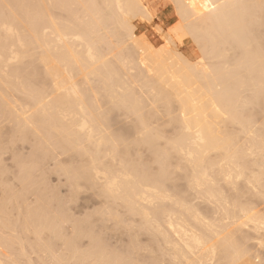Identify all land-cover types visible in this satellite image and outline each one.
Here are the masks:
<instances>
[{"label": "bare ground", "instance_id": "6f19581e", "mask_svg": "<svg viewBox=\"0 0 264 264\" xmlns=\"http://www.w3.org/2000/svg\"><path fill=\"white\" fill-rule=\"evenodd\" d=\"M171 1L178 16V22L176 24L174 23L175 25L173 24L171 28L169 27L170 29L167 32H163L161 27H158V33L159 35H161L162 41L164 43H162L163 45L159 47H155L150 42L145 32L137 31V26L139 24H145L146 22L148 23L154 21L152 20L154 18V9L153 6L148 4L147 0H0V115H3V119L0 118V120L2 119L6 123L7 121L8 123H13L12 127L14 130L12 129V127L10 129L15 131L14 133H17L19 135L14 134L10 129L9 130L11 132H9L8 134L10 136H12L13 134L14 138H11V140L13 139L14 144L18 143V141H20L23 136L27 137L28 135H31L29 139L24 137V141L29 142L31 139L29 144L30 148H32L31 151H34L36 149L33 148L31 144L34 146V140L38 141V136L40 137V135H42L43 133V139L40 138L42 142L49 145L53 144L54 146H60L62 152L66 154L65 157L70 153V155H68L67 157L69 158V156H71L69 160L73 159L72 154H75L76 159H82L84 163L81 162L79 164L78 162L82 160H77L75 162L77 164L75 165L74 163L75 166L72 164L73 167L67 166L65 164L66 167L62 168L60 167L61 162H58L56 164L57 166L54 167V170H56L57 167L58 170H66L63 172L65 173L64 183L66 184V187L68 186L69 190H71L70 187H72V190H75H71L72 194L68 190V195H71V197H76L77 194L81 193L80 191L84 192V189L85 191L86 189H88L90 192L89 188H91V190L94 188V191L92 190V193L98 191L100 196H103L101 198H104V200L107 199V201L110 202L111 205H108V202L106 200V202H103V199L100 200L101 203L103 202L102 205H105L106 203V210H108L110 207V214L112 215L114 213L115 215H118L119 218L124 222H121L118 216L117 221L115 215L111 216L109 214L111 216L109 217V215H107L105 211H101V213L103 212V215L104 213L106 214L104 215L105 219H107L108 217L109 220L107 219V221H116L115 223L118 224L119 222H121L120 224L123 229H126L128 225V222L125 221L127 217L129 221L134 220L135 218H139L138 222H142L138 224L139 228L143 224L148 225L146 228V231H149L148 235L151 234L150 237L153 236L152 238L154 240H157L155 242L162 240L160 242H162V244L164 245L166 244L165 247L161 246V243H158L160 244V247H156L157 243L154 246V244H152L153 240H151V244L156 247L157 250H159V252L156 251V254L158 255H156L155 253L154 254L157 257L160 256L159 254L163 255L160 256L162 258H159L163 260V263H166L168 261L167 264H256V261L254 262L252 260V254L250 253H257L258 250L260 253L262 250L264 251V227H262V225H264V206L263 208H259V210L257 209V205L260 206L261 202L258 201V203L260 204L256 203V206L255 203L252 206L248 204H253V201L259 199L257 198L258 196L262 201H264V198H262L261 196V193H264V183H262V181H264V0ZM205 5L207 6V9H205ZM55 9L57 10V12L55 11ZM58 11L61 12V14L63 15L62 17H59L61 16V14H59ZM54 12L58 13V16H56ZM187 38H190L191 42L193 41L195 46L197 47L198 52L194 59L186 57L179 50L174 51L170 49L172 47H175L170 43H173L175 41L181 43ZM169 44L171 45L170 47L168 46ZM232 52L233 57L231 56V54H229ZM228 54L232 57L231 59L233 60V62L231 64L227 62V64H229L226 67H229V65L231 67L226 68L224 67L223 63L226 62L225 58L229 56ZM216 61L220 62L223 66L220 68L221 64H217ZM31 77L32 79H34L35 77L36 80L39 78H43L42 80L45 81V84L42 81V85L44 86L40 87L42 86L40 79L38 87H36L37 83L35 82H38L39 80L34 82V79L33 82L35 84L33 85V82L29 80ZM29 81L31 83H29ZM96 81L99 82L98 84H100V87L97 83H95ZM29 84L31 85L29 86ZM96 84L99 89L97 86H95ZM218 85L220 87L219 89H217ZM94 86L97 88H95ZM140 91H142V95H144L145 93L149 97L148 98L146 96L147 102L152 98V101L149 102H151L152 105L154 103L156 108L157 106H161L160 108L163 109L162 106L164 105L165 107V105L169 104L171 98L173 99V102L175 101L178 103H176L180 108L178 109V112L180 110L178 115L174 117L172 116L171 112H174L172 111L173 109L171 110V112L170 110L165 111L166 113H168V111L169 113H171L169 115L172 116V122H174H168V124H166L172 127H175L178 124L174 129L171 127V131L175 130V133L173 132L174 136L171 135L172 137H169L170 139L163 138L164 135L161 136V134L164 133V131L162 133V128L166 127L167 125L162 123V125L165 126L163 127L161 125L160 127L158 125V121V124H154L159 126L158 129H161V133L157 129L158 126L154 127L153 125L152 127L151 125L153 124L151 123L153 122L152 117L154 119L156 117H166L165 112H163L162 116L156 115L158 112L160 114V112L164 110H155L154 105L152 106L147 102H145L144 105L143 102L145 101V99L143 98H145V96H143L141 99V95L139 96ZM10 96H12V98L14 96L17 98H15V100H12V102L10 101ZM102 97H105V99H103L104 106ZM204 97L207 100H205L203 103L202 99L204 100ZM98 98H101L102 105L101 101ZM16 99L20 102H16ZM159 101H163V105L162 103L161 105H158L156 103ZM201 103L203 104L201 105ZM171 105L169 104L170 107ZM145 106L146 108L148 106L151 109H145ZM167 108L170 109L169 107H166L165 109ZM112 109L114 111L115 109L119 110L120 112L115 111V113L114 111H112ZM144 110H147V113H143ZM121 111L123 114L125 113L127 117H133V120L128 119L132 121L133 129L135 132L134 134L138 136L137 137L134 135V138L137 139H134L133 141L128 140L130 141L128 142L127 139L125 140V138L123 137L124 135L120 137L121 139L118 136H116V139H113L115 137L112 136L113 134L115 136L116 132L110 134L111 130L108 127L107 131L106 126L104 125V121H109L111 119V116H114V118L118 119V116L120 117L122 115ZM156 111L158 112L156 113ZM112 112L114 114H111L109 116V114ZM117 114L119 115L115 117V115ZM144 114H146V116ZM124 116L125 115H123L120 119H122ZM170 116L167 117V119H169L168 121L171 120ZM256 116H258L260 120L257 119ZM106 117H108L109 119H107ZM150 118L151 124H149L148 122ZM208 119L211 120L208 121ZM123 120L127 121L125 123L129 125L130 121L128 122L126 118L122 119V121ZM218 120L220 121V123ZM118 122H120V120ZM255 122H260V125L257 123V126H254L256 124ZM8 123L6 124V126L11 125ZM108 123L109 122H106L107 126H109ZM218 123L220 125L221 123H224V125L218 126ZM229 124L233 125L232 127H236V129L233 128L234 130L232 131L231 129H228L227 126L229 127ZM1 127L2 126H0V128ZM7 127L5 129H7ZM226 128L229 131H227ZM131 129L128 128V130ZM0 130H3V128H1ZM4 131L5 130L1 132V136H3ZM6 132L7 131H5V133ZM9 135L7 136V138H4L9 139ZM15 135L17 136L16 143ZM34 135L35 137H37L36 139H33L35 138ZM1 136L0 140H3V142L5 141L4 143L2 141L0 142L1 149L6 150L4 149L6 145H8V147H11L12 149V147L14 146L13 142L10 140H5ZM130 136H133V133L130 134ZM17 138H20V140H18ZM32 141L33 143H31ZM38 143L40 142L38 141ZM9 144H11V146ZM2 145H4V148H2ZM40 145H38L39 151H41L40 148H42L43 146L41 145L40 147ZM131 145H142L141 149H143L144 147L145 149H147L146 151H148V153L145 152V150L143 151L147 153L148 156L150 155L149 159L151 160L152 165L153 163L155 164V167L153 168L157 169L155 170L157 171L156 174L158 173L157 177L156 174L153 176V178L149 176L152 170L148 171V169L143 170V167L141 168L142 162L144 164V168L145 166L147 167V162L145 161L148 158H146V154H143L145 157L142 158L144 160L146 158V160L142 161V159H139V156L143 151L139 149L140 151L138 150V152H140V154L138 156V152L135 154ZM1 149L0 152L3 151ZM45 149L47 148L44 147L43 150ZM129 150H132L134 152V155H130V153L133 152L129 153ZM57 151H55L54 153L57 154ZM49 153L50 152L48 150L47 154ZM53 154L51 156L54 157ZM129 155L132 157H129ZM43 156L45 158L46 155L43 154L42 158ZM51 156L47 157V159ZM134 156L135 159H133ZM125 157L129 159L131 158L132 160L130 161L134 162H136V157L137 159H139V161L141 160L142 162L137 161L134 165H136L138 169L141 168L140 171H143L141 173H145V171H148L149 174L146 172L148 176L141 174L136 169V167L129 164L128 160H125ZM172 157L175 158V160L172 159ZM210 157H212L213 160H210ZM32 158L33 155H31L25 161L29 162V160H32ZM170 158L176 163L175 166L174 164H170L172 162L169 163ZM116 159H120L117 160V164L115 161ZM37 160H39V158ZM25 161H21L22 165L26 164ZM123 161L125 162V164H123ZM21 163L20 161L18 163L19 167H17L19 169ZM33 163L34 161L32 162V165L34 166L35 163ZM82 163L84 165H82ZM138 163L141 165H139ZM151 163L148 162L149 169H152V167H150ZM78 164L81 166V168L79 169L82 173L77 169L79 166L76 167ZM38 165L36 164V166ZM170 165L174 167L172 168V166ZM33 166H30V168ZM38 167H40V165ZM27 168L28 167H26L25 171L27 170ZM73 168L74 173L72 172ZM31 169L29 170L30 172L32 171ZM173 169L175 171L177 170L178 172L180 171L183 174V180H181L182 182L177 180L178 178H181V173H178V176L180 177L177 176L175 178L177 171L174 173ZM58 170H56V172ZM20 171L21 170H19L18 173H20ZM169 171H171L172 173L171 175L173 177V180H177V182L180 184L185 181L184 186V183L182 185H175V187H177L175 189H177L180 194L179 195L178 192H176L179 195L178 197H180L182 195V192L184 191L187 192H185V194L183 193V198L185 197V195H187V193L189 195V192L193 191L197 196L195 198L196 201L198 199L200 204H206V207L207 209L209 208V210L204 208L205 206L203 207L202 205L200 206V204H196L198 201L194 204V202H192L194 198L190 201L193 203V205H191L190 202L185 201L189 200L188 198L184 200L182 196L180 198L168 197V195L171 194L169 193V191L171 190L170 187L174 188L172 185L178 184L170 179L171 175H169ZM23 172L22 175H19L20 177L22 176V178L24 177ZM77 173H81V176L79 175L78 177ZM69 174H73L74 176H70ZM67 175L69 177L68 180ZM0 176L2 177L1 172ZM31 176L33 178L34 175L31 174L30 177L27 176V178L29 177L28 179H32ZM168 176L169 178L167 179ZM237 177H243V179L238 180ZM82 178L84 179L83 181L88 184L83 183V181H81ZM163 178L174 183L168 184V181L166 185L167 187L162 186L161 188V185L163 184L162 182L165 183ZM76 179L78 180L76 181ZM160 179H162L163 181L159 182ZM21 180L19 178V181H17L20 182ZM30 181H28L26 185L27 187L32 188L34 184V188H32V190L28 188L29 192L32 191V194H34L37 190H39L38 185L42 184V182H34L31 185ZM79 182L80 185L77 184ZM81 183L85 185L81 186ZM157 183L160 184V187L158 188L156 187ZM26 185H21V187H24ZM87 185L88 188H85V186ZM238 185H240V187ZM241 185L245 193L249 192V194H245L243 190V194L242 192L240 194L239 189L241 188ZM81 187L82 190L79 191V188L81 189ZM184 187H186V190ZM178 188L183 189L181 190L182 192L179 191L180 189L178 190ZM22 189L23 192L24 190L28 192L26 190V187L25 189ZM96 189L97 191H95ZM162 190L165 193L168 190V195H165ZM172 190V192L175 193L176 190ZM77 191L80 193H76ZM227 191L233 193V195L229 196V194L226 193ZM9 192H11V190ZM74 192L76 195L73 194ZM98 192L96 193L97 195H99ZM162 192L164 194H162ZM12 193L13 192H11V194ZM38 193H40V196L36 195V197H38L37 199L35 198L36 202L38 201L39 197L40 200L43 198L44 200L47 199L46 194H44V197L41 196V192ZM7 194H5V196L3 197L5 201L8 200L7 198H10V201L8 200L9 202L4 201L6 205H11L12 203L10 202H12L13 199H16L14 201H18V203L21 202L20 200H22V202H24L23 200H25V196H21L23 193H19L17 195L15 193L18 198L15 197L14 193L12 194L13 196L11 194L7 196ZM96 194L94 193L93 196H97ZM177 194L175 195L177 196ZM224 194H227V196H225ZM247 195H249V198L253 196V198H251V202L248 201L250 199L247 198ZM189 196L188 197L191 198V193ZM228 196L231 197V199H233L232 196L236 197L235 199L240 196V198L247 204L243 203L240 198L238 200H241V202H239L238 200L233 201L229 198H226ZM254 198L255 200H253ZM179 199H182L185 205H183L182 200L180 203ZM40 200L38 202H42V204H44V200H42L41 202ZM49 200L48 202L50 203ZM67 200L68 199H66V201ZM175 201L179 202L177 203ZM161 202H165V204L166 202H168L169 209L162 212L165 205L164 203H162L164 206L161 205ZM4 203H2V205ZM39 203H37V205ZM189 203L191 206L199 205L201 207V211H199L196 206L193 208L188 205L190 206L188 207L187 204ZM113 204H118V206L121 205V210L123 209L122 211L125 210L124 212L127 211V215L131 214L130 216H132L133 214V217L134 215L135 217L133 218L130 216H126V213L122 214L123 212L121 211L120 213L122 215L119 212V214H116L115 212L120 210V207L116 208L118 207L117 205L113 206V209L116 208L117 210L115 209L116 211L114 212L113 210L112 212L111 206ZM158 204L162 207L157 208ZM4 205L0 207V211L1 209L4 210H2L3 214L8 211V208H4L9 206L7 205L4 207ZM39 205L38 207H40V209L37 207L38 210H36V207L31 208L33 210H29L30 207H27V210H29L30 212L32 211V214L30 212H28L29 214L27 213L28 215H30L29 217H34L35 215L40 216L38 214V211L42 210V205ZM12 206L14 207L15 205ZM44 207H46V204L43 205L42 212L45 214L46 212H44V210L46 211V209ZM104 208L102 207V209ZM202 208L207 211L205 213L207 216L204 214V212H202ZM10 210L11 209H9V211ZM210 210L215 213L214 216L219 215L215 218H213L212 216V219L211 215L213 213L211 212L209 218H211L212 221L209 220V214H207ZM33 211L35 212L33 213ZM36 211L37 214H35ZM197 211L200 213H197ZM260 211L263 213H261ZM61 212H58L60 214L57 213L59 216L55 214L56 216H58L57 219V217L54 215V213L56 212L53 211L52 215H54L57 219V221L55 219V222L54 216L52 217L48 215V213H46L47 215L45 214V216L43 214V216H48L51 220L48 217L47 221L45 220V218L41 217V219L39 217L41 220L44 219L46 223L44 222V220L40 221L37 216L35 217L38 219V221L35 217L33 219L30 218L29 220L31 221L28 220L29 222L26 220L29 224L26 223L24 218L22 220L20 219V222H25L27 227L29 226L28 228L33 227V229L39 222L40 225L41 222H44V224L50 222L48 224L49 226L45 225L44 227L48 226L51 229L49 231V229L46 227L47 230H45L43 226H40L38 224L37 229L39 227H42L44 229V232L42 231V228L40 230H37L36 227L35 230H31L30 228V231L28 228L25 229V223L18 224V227L21 226V231L20 229H17L19 230L18 232L16 231L18 234L15 233L14 237L17 238L18 236L20 238L22 234H28L29 232H26L27 230H29L30 232L34 231V233H32L34 236H32L33 239L38 235L43 236V238L38 237L36 238V240L34 239V241L37 242V244H35L40 247L47 243L46 247L44 246V248H42V251L43 254L46 252L50 253H48L49 255L47 254V256H49V262H51L52 258L50 255H52L54 251L51 253V251L53 250V242L51 240L50 243L49 239H52L53 236V232L51 230L57 229V224L60 225L61 222L58 221H60L61 219L62 221H64L65 213L63 214V216H61ZM106 212L109 213V210ZM3 214H0V217ZM8 215L11 214H9V212L8 214H5V216L8 217V221L6 220L7 218L3 219V217V221H1L0 219V232H2L1 234H4V228H7L6 230L11 232H13L14 230L12 228H15V219L18 216L12 218L14 215ZM158 215L161 216L157 217ZM104 216H102L101 218H103ZM113 216H115L114 220H111L110 218H112ZM122 216H126V218L123 219ZM201 216H205V218H202ZM10 217L14 219L13 221L15 223ZM29 217L26 216L25 218ZM137 219L135 220L137 221ZM157 219L159 220V222L161 221V223H163L161 219L164 220L165 229L162 226L161 227L163 229L160 227V223H156L155 221H153L151 223L153 226L155 223L157 225H160H158L159 227L156 226L157 228L149 230L148 227L150 226L149 228H151V225H149L151 220ZM4 220H6L8 224L9 221H12L14 224L9 228V226L11 225H8L7 223L4 225ZM35 222L38 223L35 225ZM125 222L127 225L122 224ZM33 223L35 226L33 225ZM44 224L42 223V225ZM54 224L57 227L53 228ZM118 224H114L113 228H117ZM123 226L126 227L124 228ZM143 226L145 227V225ZM77 227L78 226H76V228ZM76 228L74 226L73 231H76ZM128 228L126 229V231L129 230L130 232L131 229L133 230V227L131 229ZM59 229L60 231H62L60 226ZM59 229H57L58 232ZM80 229L82 230L81 227ZM140 230L142 231L145 229H143L142 227V229L140 228L139 230H137V232H139ZM39 231H41V233L43 232L42 234H44L45 232L48 233V231L50 232L51 235L48 236L49 238H46L48 240L47 242L44 239L47 234L42 235ZM146 231H144L145 234L143 231V233L139 232V234L141 233L140 235L144 234L148 236ZM19 232L25 233H22L19 236ZM78 232H73L72 234L74 235L72 236L73 238H75V236L77 235L75 239L76 241H78L77 238L82 237L80 233L84 232V234H86L84 230L79 233ZM5 233L8 234V232ZM1 234L0 248H4L5 254H1L2 252L0 251V255L1 257L4 256V261L7 262V250L11 251V247L13 246L11 245V240L8 239V237L10 236L6 234L3 237V235L1 236ZM32 234L29 235L30 238ZM57 234L58 233H56V235ZM79 234L81 237L78 236ZM84 234L82 235L85 236ZM96 234L94 236H96ZM134 234L135 235L133 237L131 235V238L136 239V233ZM88 235L91 236L92 234L88 233ZM90 236H86L90 242L91 240L92 242H95L97 237H99H95L96 239L94 240V236L92 235V239L90 238ZM14 237L12 238V240H14L15 242H20L19 245L17 244L18 242L14 243L15 247L17 249L18 247L22 248L21 241H23V239L15 240ZM59 237L60 235H58V239ZM56 238H54V240ZM63 238L65 240L66 237L64 236ZM37 239H44L46 243L42 242L43 240H41V243L40 240ZM148 239L149 238L147 237V240ZM67 240L68 238H66L65 243H68V246L71 242H76H74L73 239L72 241L70 240L71 242L69 240L68 242ZM250 240L251 242H255V245H257V247H259L260 249L257 248L258 250L254 249L255 252H251L252 250L249 249L248 246L249 243H247ZM130 241L134 242V240L132 239H130ZM130 241L129 243H131ZM39 242L41 243V245H39ZM61 242L62 247L65 250V254H62L63 252H60L58 253V255L62 254L63 256L65 255V257L68 258L65 259L66 261H64V259L62 261L61 259L63 257H61V255H59L58 257L57 253L54 252L53 255L56 254L57 256L55 257V259H52V261L57 260L56 258L59 259L61 257V259L59 260H61L65 264H69L70 261L72 263L73 261H76L72 260L71 258L74 257L75 259V254L77 255V257H80V255H82L81 249H78L79 251H81L79 255V251L77 252V247H75L76 251L74 250V254L73 250L69 251V248L70 250L74 248L73 245L72 248L71 245L69 246V248H67V245L65 244V248L63 239H61ZM133 242L132 244H134ZM49 243L51 244V251H49ZM97 243H100L99 240ZM136 243L138 244L137 239ZM137 244L131 246V249L134 247V249H132L133 251L129 248L132 253L136 251L135 249H137ZM7 245H11V247H9L8 249ZM23 245L25 246V243H23ZM36 245H34L35 248ZM97 245L93 247V244L91 245L90 243L88 248H90L91 250H97V253H95V251L90 252V250L88 252V250H86L87 253H90V256L93 252V257H95L96 254L101 256V253L103 252L104 254L105 252V255L103 256L104 260L107 261L110 259L109 262H112V258V260H115L116 264H118V262H121L122 264V262L126 260L128 262L132 258H130L132 254L128 255L126 250V253L125 251L122 252L125 260L122 257H117V255H121L120 253L117 254V252V255L115 253H112L113 256L116 255L114 259V257L110 256L112 255L110 254V252L105 251L104 247L100 246L99 244ZM31 246L33 245H30V247ZM97 247H99L100 249L102 247L104 251L103 249H101V251L99 248V250L95 249ZM154 247H152V250ZM164 247L165 249H163ZM160 248L164 250L162 252L165 253L166 257L170 259L166 258L164 254L161 253ZM39 249L38 251L42 254L41 249ZM141 249H143V247L138 246V250L140 251ZM146 249L150 250V248L148 247ZM149 250L144 251L146 253H149ZM27 251H25V253L22 252V254L27 255ZM144 251L142 250L141 252L143 253ZM15 252L19 253L20 257L23 256L21 254V249H18V252L15 250ZM71 252L74 255L70 256ZM85 252H82L84 256L86 254ZM98 252L100 253L98 254ZM153 252H155V249L154 251H152V253ZM68 253L69 256H66V254ZM107 253H109L110 255ZM123 253H125V255L127 254V256H125ZM152 253L149 254V258L154 256ZM13 254H9V256H14L15 254ZM107 255L110 257H107ZM17 256L18 255H16L15 257ZM156 256H154L155 259L157 258ZM30 257L28 256L29 259L27 258L29 261ZM82 257H80V259ZM86 257H84V261L86 260ZM146 257L144 259L143 257L140 259L139 256H133V258H136L137 260H144V263L148 259V257L147 259ZM163 257L165 260H167L166 262H164ZM252 257H255V255L253 254ZM8 258L9 260L11 259V262H14L18 257L15 260L11 257ZM95 258H89L88 255L87 260L89 261V259H92V262ZM118 258H120L121 261ZM152 258H150L149 261H155L154 258ZM100 259L97 263H100ZM136 259L135 262L137 261ZM159 259L157 258L156 262H153V264H160V261L162 260ZM255 259H257V257H255ZM262 259L263 256L260 258V260L262 261L261 262L259 261L258 257L257 261H259L261 264H264V259ZM2 260L0 262H3V264H5ZM18 260L25 261L22 259ZM18 260L14 262V264H20L21 262H19ZM139 260L137 261V264L140 263ZM169 260L171 261L169 262ZM10 261L8 262L9 264ZM149 261H147V264H149ZM56 262L59 263L58 260ZM115 262L113 261L112 263ZM135 262L133 260L132 262L129 261L128 263L133 264ZM22 263L24 264V262ZM40 263L41 262L39 261V264ZM82 263L87 264L88 262L86 263V261H82ZM82 263L78 261L77 264ZM105 263L107 264V262ZM144 263L142 261V263L140 264ZM150 264H152V262Z\"/></svg>", "mask_w": 264, "mask_h": 264}, {"label": "rangeland", "instance_id": "374dc122", "mask_svg": "<svg viewBox=\"0 0 264 264\" xmlns=\"http://www.w3.org/2000/svg\"><path fill=\"white\" fill-rule=\"evenodd\" d=\"M45 2H46V1H45ZM147 2H148V4H150L151 6H153V9H154V10H153V12H154V18H153L152 20H154V21H151V22H148V23L146 22L145 24H139V25L137 26V28H138L137 31H138V32H145L146 35L148 36L150 42L153 44V46H155V47H159V46L163 45L162 43H164V42L162 41V37H161V35H159L157 29H159V28L161 27V29L163 30V32H167V31L173 26L174 23L176 24V23L178 22V16H177V14H176V12H175V9H174L173 4L171 3V2H172L171 0H147ZM46 5H47V4H46ZM55 11L57 12L56 9H55ZM56 12H54V14H56V16H58V13L61 14V12H59V11H58V13H56ZM54 16H55V15H54ZM56 16H55V17H56ZM62 16H63V15L61 14V16H59V17H62ZM175 24H174V25H175ZM158 27H159V28H158ZM169 27H170V28H169ZM166 29H167V30H166ZM155 30L157 31V33H156ZM176 42H177V41L173 42V43H175V44L170 43V44H172V46H175V47H172V48H176V49H172V48H170L171 50H174V51L179 50V51L182 52L186 57H188V58H190V59H194V58H195V56H196V54H197L198 51H197V47L195 46L194 42H193V41L191 42V39H190V38H187L186 40H183L181 43H179V42L176 43ZM170 44L168 45L169 47L171 46ZM229 54H231V56L233 57V52H232V53H229ZM229 54H228V55H229ZM231 56L229 55V56H227V58H225V61H226V62L223 60L225 63H223V61H222L224 67H226L229 63L231 64V63L233 62V60L231 59V58H232ZM228 57H229V58H228ZM221 59H222V58H221ZM223 59H224V58H223ZM217 61H220V60H217ZM217 61H216V62H217ZM210 62H211V61H210ZM227 62H229V63L227 64ZM213 63H215V62H213ZM218 63L221 64L220 62H217V64H218ZM233 64H234V63H233ZM223 65L221 64L220 68H221ZM224 67H223V68H224ZM229 67H231V66L229 65ZM229 67H226V68H229ZM37 75H39V74H37ZM34 76H36V75H34ZM37 77H38V76H37ZM37 77H36V78H37ZM39 77H40V76H39ZM41 78H42V77H41ZM34 79H35V77H34ZM34 79H32V77H31L29 80H30L31 82H33ZM39 79H40V78H39ZM39 79H37V80L35 79L34 82H35V81H38ZM42 79H43V78H42ZM42 79H40V80H41V85H42L43 83L45 84V81L42 80ZM40 80H39L38 82H35V83H37V84H36V87L39 86ZM30 81H29V83H31ZM42 81H43V83H42ZM113 81H114V80H113ZM34 82L32 83L33 85L35 84ZM115 82H116V81H115ZM95 83L98 84L99 82L96 81ZM46 84H47V83H46ZM97 84H96L95 86H97ZM30 85H31V84H29V86H30ZM99 85H100V84H98V86H99ZM113 85H114V84H113ZM43 86H44V85H42V86H40V87H43ZM95 86H94V87H95ZM98 86H97V87H98ZM97 87H95V88H97ZM99 87H100V86H99ZM99 87H98V89H99ZM33 88H34V86H33ZM219 88H220V87H219V85H218V86H217V89H219ZM137 89H139V88H137ZM136 91H139V90H136ZM141 92H142V91H140V94H139L138 92H137V93L139 94V96L141 95V96H140L141 99H142L143 96H145V98H143V99H145V101L142 100V101H144L143 103H144V105H145V102H147V100H146V99H147V98H146L147 95H146L145 93H144V95H142ZM147 97H148V96H147ZM171 97H172V96H171ZM8 98H9V96H8ZM10 98H11L10 101H12V100H15V98H17V97L14 96V97L12 98V96H10ZM148 98H149V97H148ZM150 98H151V97H150ZM19 99H20V98H19ZM98 99L101 101V98H98ZM103 99H105V97H102L103 106H104V100H103ZM171 100H172V101H171ZM171 100H170L169 104H170V105L172 104V105H171L172 108L169 106V104L165 105V107H164V105H163V103H162L163 101L156 102L158 105H161V103H162V105H163L162 108H163V109L160 108L161 106L158 107L157 105H156V106H157V108H156L155 105H154V103H153V105H154L155 108H154V107H152V108H154L155 110H156V109L159 110V111H160V110H164V111H161L162 114H161V112H160V114H159L158 111H156V113H157V112H158V113H157V114L155 113V114H156V115H161V116H162V115H163V112H165L166 110H170V112H171V110L173 109L172 111H174V112H171V113H172V116L174 117V116L178 115L179 112H180V110H179V112H178V109H180V108H179V105L177 106L178 103L175 102V101H174V102H175V103H174L172 98H171ZM205 100H207V99H205V97H204V100L202 99L203 103H204ZM17 101H18V103L20 102L19 100L16 99V102H17ZM102 101H101V105H102ZM105 101H106V100H105ZM149 101H152V98H151V100H149ZM149 101H148L147 103H150V104L152 105V103L149 102ZM12 102H13V101H12ZM172 102H173V103H172ZM176 103H177V104H176ZM203 103H201V105H202ZM164 104H166V103H164ZM146 105H147V104H146ZM153 105H152V106H153ZM175 105H176V106H175ZM196 105H197V104H196ZM197 106H198V105H197ZM150 107H151V106H150ZM166 107H169L170 109H168V108L165 109ZM106 108H107V107H106ZM159 108H160V109H159ZM104 109H105V107H104ZM145 109H151V108H149L148 106H147V108H146V106H145ZM154 109H152V110H154ZM0 111H1V110H0ZM112 111H114V110L112 109ZM115 111L117 112V111H119V110H116V109H115ZM115 111H114V112H115ZM149 111H150V110H149ZM110 112H111V111H110ZM116 112H115V113H116ZM119 112H120V111H119ZM119 112H118V113H119ZM151 112H152V111H151ZM105 113H106V112H105ZM121 113H122V111H121ZM121 113H120V114H121ZM143 113H147V110H144ZM171 113H169V111H168V113L165 112V114H166L165 116H166V117H159V116H158L160 119L156 117V118H157V119L155 118L156 120L152 117L153 122H151V123H153V124L150 123L151 118L148 120V122H149V124L152 125V127H153L154 124L157 123V121H158V123H159V124H158V123H157V124H158L160 127H161L162 123L165 124V125H167L168 122H169V123H170V122H171V123H174V122H172V116L169 115V114H171ZM173 113H175V114H173ZM1 114H2V112H1ZM106 114H107V113H106ZM108 114H109V113H108ZM111 114L113 115L114 113H113V112L110 113L109 116H110ZM149 114H150V113H149ZM250 114H251V113H250ZM118 115H119V114L115 115V117H117ZM123 115H125V116H124L122 119H125V118H126V120H128V119H130V120L132 119V120H133V117H132V116L127 117L125 113H124V114L122 113V115H121L120 117L118 116V119L114 118V116H113V117L111 116V117H110L111 119H110L109 121H104V125L106 126V130H107V128L109 127V129L111 130V131H110V134H113L114 132H116L115 136H114V134H113V136L111 135L112 137H115V138H113V139H116V136H118V137L120 138L121 136L124 135L123 137L125 138V140L127 139V141H128V140L133 141L134 139H137V138H134V135H135L134 133H135V132H134V129H133L132 121L128 120V122L130 121V123H131V124L129 123V125L131 126V127H130L127 123H125V122H127V121H125V120L122 121V119H120ZM144 115L146 116V114H144ZM147 115H148V114H147ZM0 116H1V115H0ZM2 116H3V115H2ZM2 116H1L0 118L3 119ZM107 116H108V115H107ZM109 116H108V117H109ZM168 116H170V118H171L170 121H168L169 119H167ZM108 117H106V118L109 119ZM154 117H155V116H154ZM256 117H257V119H259L258 116H256ZM256 117H255V118H256ZM2 119L0 120V122H2V123H0V126H2L1 128H3V130H5V131H7V132L5 133V131H4L3 136H1V135H2L1 132H2L3 130H0V136L3 137V139H5L4 137L7 138V136L9 135V134H8L9 132L12 131V132L14 133L15 131H13V130H14L13 127H12V126H13V123H10V122L8 123V121L6 120L8 124H11L10 126L7 125V126H8V127H7V126H6L7 123L4 122V120H2ZM107 119H106V120H107ZM119 120H120V122H121V121H122V122H121V123L118 122ZM154 120H155L156 122H155ZM210 120H211V119H208V121H210ZM212 120H213V119H212ZM259 120H260V119H259ZM218 121H219V120H218ZM254 121H255V120H254ZM106 122H109V123H108L109 126H107ZM154 122H155V123H154ZM4 123H5V124H4ZM166 123H167V124H166ZM219 123H220V121H219ZM219 123H218V126L220 125ZM255 123H256V122H255ZM257 123L260 125V122H257ZM257 123H256L254 126H257ZM3 124H4V127H3ZM175 124H176V123H175ZM158 125H154V127H155V126H158ZM165 125H162V126L164 127ZM172 125H174V124H172ZM177 125H178V124H177ZM177 125H176L175 127H177ZM221 125H224V123H221ZM221 125H220V126H221ZM110 126H111V127H110ZM159 126L157 127V129L159 128ZM167 126H168L169 128H168ZM167 126L164 127V128H162V133H163V131H164V133L161 134V136L164 135L163 138L170 139L169 137L174 136V135H173V132L175 133V130H173V129H174L175 127H172V126H169V125H167ZM226 126H227V125H226ZM226 126H225V127H226ZM232 126H233V125H230V124H229V127L227 126V128H228V129H231V131L234 130V129H236V127H232ZM6 127H7V129H5ZM11 127H12L13 130L10 129ZM171 127L173 128V129H172L173 131H171ZM231 127H232V128H231ZM1 128H0V129H1ZM116 128H117V129H116ZM128 128H130V129L132 128V129H131V130H128ZM227 128H226V130L229 131ZM233 128H234V129H233ZM9 129H10L11 131H10ZM41 130H42V129H41ZM158 130H159V132H160L161 129H158ZM107 131H108V130H107ZM130 131L133 133V136H130V134H132ZM43 132H44V131H43ZM233 132H234V131H233ZM233 132H232V133H233ZM40 133H41V132H40ZM160 133H161V132H160ZM230 133H231V132H230ZM4 134H5V136H4ZM7 134H8V135H7ZM14 134H17V133H14ZM28 134H29V133H28ZM30 134H31V133H30ZM108 134H109V132H108ZM17 135H19V134H17ZM20 135H21V134H20ZM39 135H40V134H39ZM42 135H43V133H42ZM42 135H40V137L38 136V138L35 137V135H34L35 138H33V139H36V138H37V140H38L40 143H38V141H36V140H34V143H33V141L31 142V143L34 144V146L31 144V146H32L33 148H35L37 151H36V150H34V151L32 150V151H31L32 148H30V144H29L30 141H31V139H30L29 142H28V141H24L25 138H28V139H29V137H31V135H30V136H29V135L27 136V134H26L27 137L23 136V138H24V137H25V138H24V139H23V138L21 139V140H22V143H21L20 138H19V139L17 138V139L20 140V141H18V143H16V142H17V140H16V137H17V136L15 135V143H16V144H14L13 139L11 140V138H14L13 134H12V136L9 135L10 138L8 137L9 139H5V140H7V141L10 140V141L13 142V145H14V146L12 147V149H11V147H8V145H6L5 148L3 147L4 145H2V148L6 149V150L1 149V147H0V149L3 150L2 152H0V162H1V163H0V168L2 167V168L0 169V170H2V171H0L1 174H2V177L0 176V182H1V183H0V205H1L0 207H2V206L5 204V203H4L5 200L3 199V197H4L5 194H7V193H8L7 196H8L9 194H11V192H13L14 195H15V193H16V195L19 194V193H23L24 195L22 194L21 196H23V197L25 196V197H24L25 200H23L25 203L22 202V200H20L21 202H19V203H18V201H16V202H17V203H16V202L14 201V200H16V199H13V200H12V198H11L12 202H10V203H12V204H11V205H10V204H7V205H9L8 207H5V206H7L6 204L4 205V207H5L4 209L8 208V209H7L8 211L5 210L6 213L8 214V212H9V214H11L12 216L14 215L12 218H15L16 216H18V217H16V219H15L16 223L13 221L14 219H12V218L10 217V218L12 219V221H13L15 224H14L12 221H11L12 223L9 221V224H8V223H7V221H8V217L5 216L6 213L3 214V212H2L3 209H1V211H0V214H3V215H1V217H0L1 221H3L4 218H7V219H6L7 221L4 220V221H5V223H3L4 225H5L6 223H7L8 225H11V226H9V228L12 227L13 224L15 225V226H14L15 228H12V229H14L13 232L6 230L7 228H6V229L4 228V231H5V232H8V234L5 233V232H4V234H1L2 232H0L1 236L3 235V237H4L6 234L10 236V237H8V239L11 240V242H12L11 245L15 248V249H14L13 247H11V245H7L8 249H9V247L12 248L11 251L7 250L8 252H7L6 254H8V256L5 255V256H7V259H8V260L5 259V260H7V262L4 261V258H3V257H4L3 255L5 254V253H4V252H5V251H4V248H3V249L0 248V251L2 252L1 254H3V255H2L3 257H1V255H0V259H1V260L3 259L2 261H4V263L7 264V263L11 260V259L9 260L8 257H11V258L14 259V257H15L16 255H18V256H17L18 258L15 257V259L17 258V260H18V259H22V260H25V261H26V259L28 258V256H29V257L31 256V257H30V261L28 260L29 258L27 259V261H29V262H27V261L25 262V261H21V260H18V261L21 262V263L24 262V264H26V263H27V264H28V263H31V264H32V263H33V264H36V263H37V264H39V261L41 262L40 264H42V263H43V264H49V263H50V264H55V263H57L56 261L58 260V262H59V263L61 262L60 264H62V263H63V262H62L63 259H64V261H66L65 259L68 258V257H65V255H64V256L62 255V254H65V253H64L65 250H64V248L62 247L61 239H63V241H64L63 244H64V245L66 244V245H67V248H69L70 245H71V248H72V245L74 246V248L71 249V250H70V248H69V251H72V250H73V253H74L76 250H77V252H78L80 249H81V251H82L83 253H84L86 250H88V252H89L91 249L88 248V247H89V245H90V243H91V245L93 244V247H95V245L99 244L100 246L104 247L105 251L110 252V254H112V253H115V254H116V252H117V254L120 253L121 255H117V254H116V255H117V257H118V256H119V257H122L123 259H124V257H123V255H122V252L125 251V253H126V250H127V254H128V255L132 254V255L130 256V258L132 257L131 260H129L130 258L128 259V260L131 261V262H132L133 260H134V262H135V259H136V258H133V256H139L140 259H141L142 257H143V259H144V258L147 256V257H148V259H147V257H146L147 261H149V259L153 257L155 261H149V262H148L149 264H150L151 262H152V264H153V262H156V259H157V258H158V259H159V258H162V257H160V256H163V255H161V254H159L160 256H158V257L156 256V255H158V254H156V251L159 252V250H157L156 247L160 245V244H158V243H161V244H162V242H160V241H162V240H159L158 242H155V241H157V240H154V239L152 238L153 236L150 237L151 234L148 235V232H149V231H146V228H147L148 225H146V224H143V225H145V227H144L143 225H142V226L140 225V226H141L140 228L142 229V227H143V229H145V230H142V231H143V232L146 231L148 236L144 235L145 232H144V234H142L143 236L140 235V234L143 233V232L140 230L139 232H141V233L139 234V232H137V230L140 229V228L138 227V224H139V223H142V222H140V221L138 222V219H139V218H138V219L135 218V219H137V221H136L135 219L129 221V220H128V217L126 218V216H130L131 214H130V215H129V214L127 215V213H126L127 211H126V212H124L125 210L122 211L123 209L121 210V205L118 206V204H115V205L113 204V205L111 206V208H112V212H113V210H114V212H115V211L117 210L116 208H119V207H120V210L116 211L115 213H116V214H117L118 212L120 213V211L123 212L122 214L126 213V214H125L126 216L123 217V216H124V215H123L122 217H123V219L126 218L125 221L128 222L127 224L129 225V226H128V225L126 224V222H125V223H122V224H123V225L126 224L127 227H126V226H123V227H124V228L126 227V229H127L128 227H129L130 229L133 227V230H134V231L131 229V231L129 232V230L126 231V229H123L120 223H121V222H124V221H122V220L119 218V216H118V215H115L114 213H113L112 215H115V216H116V220H117L118 218H119V220H121V222H119V224H118V223H115L116 221H114V222H113V221H107V219L109 220L108 217H107V219H105V216H104V215H106L105 213H107V215H109V214L111 213V212H110L111 209H110V207L108 206V207H109V209H108V210H109V213L106 212V211H108V210H106V207H105L106 203H105V205H102V203H103L105 200L107 201V199L104 200V198H101V197H103V196H102V195L100 196V194H99V192L97 191V189H96L95 191H97L99 195L96 194L97 192H94L97 196H95V195L93 196L94 193H92V190H93L94 188H93L92 190H91V188H89V189H90V192H89L88 189H86V191H85L84 187H83V189H84L83 191H84V192L80 191V190H82V187H81V189L79 188V191H80L81 193L78 192V191L76 192V193H80V194H77V195H76L75 192L73 193L74 195H76V197H74L73 195H72L73 197H71V195H68V194H69V192H68L69 189H68V186L66 187V184L64 183V182H65V181H64V179H65V176H64L65 173H63V172L66 171V170L64 169V171H62L61 168H60L61 170H58V167H57L56 170H58V171L56 172V170H54V169H55L54 167L57 166L56 164H57L58 162H61V164H60V163H59V164H60V167H62V168L66 167V165H67V166H72V164L74 165V163H75L77 160H82V159H79V158L76 159V158H75V154H72V158H73V159L75 158V159H74V160H73V159H70V160H71V161H70L69 158H70L71 156H69V158H67L68 155H70V153L67 154V156L65 157L66 154L62 152L60 146H58V145H55V146H54L53 144H50V145H49V144H46V143L42 142V140L40 139V138L43 139ZM119 135H120V136H119ZM169 135H170V136H169ZM171 135H172V136H171ZM135 136H137V135H135ZM18 137H20V136H18ZM118 137H117V139H118ZM137 137H138V136H137ZM0 139H1V138H0ZM33 139H32V140H33ZM120 139H121V138H120ZM131 139H132V140H131ZM125 140H124V141H125ZM1 141L3 142V140H0V142H1ZM7 141H6V142H7ZM35 141H36L37 144L35 143ZM118 141H119V139H118ZM122 141H123V140H122ZM130 141H128V142H130ZM4 142H5V141H4ZM4 142H3V143H4ZM12 142H11V144H12ZM26 142H28V143H26ZM7 143H8V142H7ZM7 143H6V144H7ZM1 144H2V143H1ZM11 144H9V145L11 146ZM35 144H36V146H35ZM40 144L43 145L42 148H40V147H41ZM44 144H45V145H44ZM38 145H40L39 148H40L41 151H39V149H38ZM47 145H48V146H47ZM52 145H53V146H52ZM0 146H1V145H0ZM46 146H47V147H46ZM131 146H132V145H131ZM138 146H139V148H138ZM138 146H135V145L132 146V148H133L135 154L138 152L139 149H141V146H142V145H138ZM44 147L47 148V149L43 150ZM143 147H144V146H143ZM48 148H49V149H48ZM130 148H131V147H130ZM130 148H129V149H130ZM132 148H131V149H132ZM136 148H138V149H136ZM57 149H58V151H57ZM8 150H9V151H8ZM10 150H11V152H10ZM42 150H43V151H42ZM48 150H49V152H50L49 154H47V153H48ZM59 150H60V151H59ZM141 150H142V151L145 150V152L148 153V151H146L147 149H145V147H144L143 149H141ZM4 151H5V153H4ZM46 151H47V152H46ZM52 151H53V152H52ZM55 151H57V154L54 153ZM139 151H140V150H139ZM30 152H31V153H30ZM33 152L36 153V154H34ZM41 152H42V153H41ZM58 152H61V153H58ZM130 152H133V151H132V150H129V153H130ZM134 152H133V153H130V155H131V154L134 155ZM145 152L143 151V152H141V154H140V152L137 153L138 156H139V154H140V156H139L140 158H139V159H142V161L144 160L142 157H145V156H144L145 154H146V158H148L147 160H150V159H149V158H150V155L148 156V154L145 153ZM1 153H2V155H1ZM38 153H39V154H38ZM45 153H46V154H45ZM53 153H54V154H53ZM62 153H63V154H62ZM67 153H68V152H67ZM30 154L33 155V158H34V159L32 158V160H29V162H26L25 160H27V159L31 156ZM43 154L46 155L45 158H44V156H43V158H42V155H43ZM52 154L54 155V157L51 156ZM58 154H60V155H58ZM143 154H144V155H143ZM15 155H16V156H15ZM34 155H38V156H34ZM40 155H41V157H40ZM55 155H56V156H55ZM57 155H58V156H57ZM130 155H129V157H132V156H130ZM49 156H51V157L47 159V157H49ZM138 156H137V157H138ZM210 156H211V155H210ZM52 157H53V158H52ZM77 157H78V156H77ZM117 157H119V156H117ZM137 157H136V160H135V161H136V162H137V161H138V162H142L141 160L139 161V159H137ZM35 158H37V159L39 158V160H37V159H35ZM66 158H67V159H66ZM80 158H81V157H80ZM146 158H145V160H146ZM210 158H211L210 160H213L212 157H210ZM41 159H45V160H41ZM133 159H135V156L133 157ZM170 159H171V158H170ZM170 159H169V163L172 162V163H170V164H172V165L174 164V166H175L176 163H175L174 161H172V159L175 160V158L172 157L171 161H170ZM35 160H36V161H35ZM117 160H120V159H116V160H115V161H116V164H117V162H118ZM125 160H128V161H129V164H131L132 166L136 167V165H134L136 162H134V161H130V160H132L131 158L129 159V158H126V157H125ZM145 160H144V161H145ZM147 160L145 161V162H147V164H146V163H145V164H146L147 167H148V166H149V165H148V162L151 163V160H150V161H147ZM19 161H20V163H21V161H22V162H23V161L26 162V164H23L24 167H23V165H22V163H21V165H20V169L18 168V167H19V164H18ZM33 161H34V163H35V164L33 163L34 166L32 165V162H33ZM72 161H73V162H72ZM176 161H177V160H176ZM39 162H40V163H39ZM81 162H83V160H82V161H79L78 163L80 164ZM123 162H124V161H123ZM42 163H44V164H42ZM53 163H54V164H53ZM83 163H84V162H83ZM83 163H82V165H84ZM169 163H168V164H169ZM13 164H14V165H13ZM30 164H31V165H30ZM36 164H37V165L39 164L41 168L38 167L39 165L36 166ZM59 164H58V166H59ZM65 164H66V165H65ZM69 164H71V165H69ZM76 164H77V163H75V165H76ZM79 164H78L76 167L79 166L77 169L81 172V170L79 169V168H81V166H80ZM123 164H125V162H124ZM138 164H139V163H138ZM141 164H142V165H141ZM141 164H139V165H141V168L143 167V170H144V169H148V171H149V170H152L153 175H152V172H151V171H150V172H151L150 174L148 173V171H145V173H141V172H143V171H140L141 168L138 169V168L136 167V169H137L141 174L147 175V173H148L149 176L153 178V176H154V175L156 174V172H157V171H155V170H157V169L153 168V167H155V164L153 163V165H152V163H151L150 167H152V169H151V168L149 169V167L147 168L146 166H145V168H144V164H143V162H142ZM29 165H30V166H33V167H31L32 169L30 168ZM41 165H42V166H41ZM61 165H62V166H61ZM75 165H74V166H75ZM172 165H170V166H172ZM17 166H18V167H17ZM137 166H138V165H137ZM174 166H172V168H173ZM22 167H23V168H22ZM26 167H28V168H27V170L25 171ZM35 167H36V168H35ZM37 167H38V168H37ZM72 167H73V166H72ZM72 167H71V168H72ZM82 167H84V166H82ZM138 167H139V166H138ZM21 168L24 170V172H23V170H22ZM67 168H68V167H67ZM170 168H171V167H170ZM18 169L21 170L20 173H18V172H19ZM30 169L32 170L31 172L29 171ZM82 169H83V168H82ZM68 170H69V169H68ZM71 170H72V169H71ZM71 170H70V171H71ZM153 170H154V171H153ZM169 170H170V169H169ZM43 171H44V172H43ZM54 171H55V173H54ZM75 171H76V169H75ZM171 171H172V169H171ZM171 171H169V172H170L169 175L172 174ZM176 171H177V170H176ZM176 171L173 169V172H174V173H175ZM22 172L24 173V175H23L24 177H23V178L25 179V181H24V179L22 178V176H21V177L19 176V175H22ZM52 172H53V173H52ZM72 172L74 173V168H73V171H72ZM72 172H70V173H72ZM146 172H147V173H146ZM25 173H27V174H25ZM29 173H31L32 175H34L33 178H32V176H31L32 179H28V178L30 177V175H31V174H29ZM62 173H63V174H62ZM78 173H79V172H78ZM78 173H77V175H78V177H79V175H80L82 172H81L80 174H78ZM178 173H181V172H180V171H179V172L177 171V174H176V175L174 174V175H175V178L178 176ZM157 174H158V173H157ZM157 174H156V177H157ZM17 175H18L19 177H18ZM40 175H41V176H40ZM69 175H70V174H69ZM71 175H73V174H71ZM71 175H70V176H71ZM75 175H76V174H75ZM144 175H143V176H144ZM174 175H173V176H174ZM27 176H29V177L27 178ZM46 176H47V177H46ZM73 176H74V175H73ZM80 176H81V175H80ZM147 176H148V175H147ZM180 176H181V178H182V177H183V174L181 173ZM180 176H178V177H180ZM171 177H172V175H171ZM171 177H170V179L173 180V177H172V178H171ZM19 178H20V180L22 179L20 182H18V181H19ZM168 178H169V176L167 177V179H168ZM181 178H178L177 180L180 181V182H182L181 180H183V178H182V179H181ZM68 179H69V177H68V175H67V180H68ZM167 179L165 180V179L163 178V180L165 181V183L162 182V181H163L162 179L159 180V182L161 181V182L164 184V185H163V184L161 185V188H162V186H163V187H167L166 185H167V183H168V181H169V180H167ZM17 180H18V181H17ZM30 180H32V181H30ZM42 180H43V181H42ZM77 180H78V179H76V181H77ZM83 180H84V179L82 178L81 181H83ZM172 180H171V181H172ZM177 180L175 181V179H174L173 181H174L175 183H178ZM28 181L31 182V183H30L31 185H32V183H34V182H42V184L38 185L40 191L37 190V189H34V190H37L36 192L34 191V192H35L34 194H32V193H33L32 191L29 192L28 188H30V187H27V185H26V184L28 183ZM81 181H80V182H81ZM66 182H67V181H66ZM68 182H69V181H68ZM80 182L77 183V184L80 185ZM174 182H170V181H169L168 184H170V183L172 184V183H174ZM3 183H4V186H3ZM83 183H86V182L83 181ZM183 183H184V184H183ZM183 183H181V184H180V183H178V184H173L172 186H173L174 188L170 187L171 190L169 191V193H171V194L174 193V192H172V191H173L172 189H174V191H175V190H176V191H175V193L172 194V195L169 194L170 196L167 194V193H168V190H167L166 193L164 192V191H165V190H164L165 188L163 189L164 191H163V190H162V191L165 193V195L167 194L168 197H170V198H171V197H175V198H176V197H178L180 194H179V192L177 191V189H175V188H177V187H175V185L177 186V185H179V184H180V185L183 184V186H184V185H185V181H183ZM1 184H2V185H1ZM20 184H21V185H26V186L21 187ZM30 184H29V186H30ZM86 184H88V183H86ZM7 185H8V186H7ZM41 185H43V186H41ZM67 185H68V183H67ZM79 185H78V186H79ZM82 185H83V184L81 183V186H82ZM84 185H85V184H84ZM84 185H83V186H84ZM159 185H160V184L157 183V184H156V187H157V188L160 187ZM36 186H37V185H36ZM36 186H35V187H36ZM169 186H170V185H169ZM183 186H182V187H183ZM238 186L240 187V185H238ZM25 187H26V190H27L28 192H26L25 190H24V192L22 191V190H23L22 188L25 189ZM69 187H70V185H69ZM178 187H179V186H178ZM180 187H181V186H180ZM10 188H11V189H10ZM32 188H34V184H33V187H32ZM32 188H30V189L32 190ZM42 188H43V191H44V192L42 191ZM70 188H71V190H72V187H70ZM85 188H88V185L85 186ZM161 188H160V190H161ZM184 188H185V190H186V187H184ZM237 188H238V187H237ZM15 189H16V190H15ZM53 189H54V190H53ZM73 189H74V188H73ZM77 189H78V188H77ZM167 189H169V188H167ZM179 189H180V188H178V190H179ZM238 189H239V188H238ZM4 190H5V191H4ZM6 190H7L8 192H7ZM10 190H11V192H9ZM71 190H69V191H70V193L72 194ZM158 190H159V189H158ZM181 190H183V189H180L179 191H181ZM239 190H240V194H241V192H242V194H243V191H244V190L242 189V185H241V188H240ZM242 190H243V191H242ZM245 190H246V189H245ZM3 191H4L5 193H4ZM19 191H20V192H19ZM49 191H50V192H49ZM72 191H75V190H72ZM93 191H94V190H93ZM225 191H226V190H225ZM6 192H7V193H6ZM38 192H41V194H42V192H43V194H42L41 196H44V197H45L44 194H46V198H47L48 200L50 199V200H49L50 203L48 202L47 199L44 200L43 197H41V198H43V199H41V200H40V197H39V199H38V201L40 200V202H41L42 200H44L43 203L46 204V207H44V208L46 209V211L44 210V212L48 213V215H50V216H52V217H53L55 214H56V215L60 214V213H58V212H61V211L63 212V213L61 212V216H63V214L65 213V214H64V221H65V222L62 221V219H61L60 221H58V222H61L60 225L57 224V222H56V224H57L58 227H57L55 224H54L55 226L53 225V228L57 227V229H59V226H60L62 231H60V229H59V232H58L57 229H55L56 231H55L54 229H52L51 231L53 232V236H52V239H51V238L49 239L50 243H51V240H52V242H53V243H52V248H53V250L51 249V244L49 243V245H50V247H49L50 250H49V251L52 250L51 253L54 251V252L57 253V255H58V253L63 252L62 254H59V255H61V257H63L62 259H61V257L59 258V259H61L62 261L59 260L58 258H56L57 260H53V261H52V259H55V257L57 256L56 254L53 255L54 252L52 253L53 256L50 255L51 258H52V259H51V262H49V261H50V258H48L49 256H47V254H48L49 252H46V253L43 254V251H42L43 249H42V248H44V246L46 247V244H47L46 242L48 241L46 238H49L48 236L51 235L50 232H49L51 228L48 227V226H49L48 224H49L50 222H49V223L47 222V224H44V222L46 223L47 219L49 218L48 216H47L48 218H47V217H44L46 213H45V214L42 213V212H43V205H44V204H42V202L39 203L38 201H37V202L35 201V198H36V199L38 198V197H36V195H37V196H40V193H38ZM160 192H161V191H160ZM163 192H162V194H164ZM176 192H178L179 195H178ZM181 192H182V191H181ZM185 192H187V191L182 192V195H181L182 198H183V193L185 194ZM13 193H12V194H13ZM26 193H27V194H26ZM30 193H31V194H30ZM37 193H38L39 195H38ZM91 193H92V195H91ZM190 193H191V198H189V197H190V196H189ZM224 193H225V192H224ZM226 193H228L229 196L233 195V193H230L229 191H227ZM244 193H245V191H244ZM12 194H11V195H12ZM175 194H177V196H176ZM195 194H196L195 192L191 191V192H189V195H188V193H187V195H185L186 198L184 197L183 199L185 200V199L188 198L189 200H185V201L190 202L193 198L195 199V198L197 197ZM245 194H249V192H247V193H245ZM245 194H244V195H245ZM16 195H15V197H17ZM34 195H35V196H34ZM49 195H50V196H49ZM193 195H194V197H193ZM224 195H225V194H224ZM12 196H13V195H12ZM21 196H20V197H21ZM51 196H52V197H51ZM61 196H62V197H61ZM98 196H99V197H98ZM181 196H180V197H181ZM188 196H189V197H188ZM225 196H227V194H226ZM229 196L226 197V198L231 199V197H229ZM245 196H246V195H245ZM248 196H249V195H247V198L250 199V200H248V201L251 202V201H252L251 198H253V196H251V198H249ZM254 196H257V195H254ZM9 197H11V196H9ZM15 197H13V198H15ZM67 197H68V198H67ZM97 197H98V198H97ZM180 197H178V198H180ZM241 197H242V195H241ZM243 197H244V196H243ZM17 198H18V197H17ZM21 198H22V197H21ZM70 198H73V199H70ZM99 198H100V199H99ZM175 198H172V199H175ZM178 198H177V199H178ZM232 198H233V199H231V200L234 201V200H238V199L240 198V196H238L237 199H235L236 197H234V196H232ZM255 198H256V197H255ZM255 198H254L253 200H255ZM257 198H259V199L261 200V198H260L259 196H258ZM7 199L10 201V198H7ZM19 199H20V198H19ZM19 199H18V200H19ZM66 199H68V200H67L68 202L66 201ZM102 199H103V202L101 203L100 200H102ZM177 199H176V200H177ZM194 199H193L192 202H194V204H195V202H197L198 199H197V201H196V199H195V201H194ZM240 199H241V198H240ZM259 199H256L257 201H256V200L253 201V202H252L253 204H248V205L252 206V205H254V203H255V206H256V205H257L256 203H258V201H259V202H261L262 206H261L260 203H258V204H260V206L257 205V207H258L257 209H259V208H261V207L263 208V206H264V205H263V202H264V201H262V200L260 201ZM1 200H2L3 202H2ZM8 200H6V201H8ZM72 200H73V201H72ZM179 200H180V199H179ZM181 200H182V199H181ZM181 200H180V203H181ZM199 200H200V199H199ZM241 200H242V199H241ZM241 200H238V201L241 202ZM6 201H5V202H6ZM9 201H8V202H9ZM34 201H35L36 203H35ZM45 201H46L47 203H46ZM63 201H64V202H63ZM106 201H105V202H106ZM242 201H243V203H246V202H244V200H242ZM245 201H246V198H245ZM248 201H247V202H248ZM13 202H14L15 204H14ZM60 202H61V203H60ZM62 202H63V203H62ZM65 202H66L67 204H66ZM70 202H71V203H70ZM107 202H108V201H107ZM175 202L178 203L179 201H175ZM182 202H183V200H182ZM192 202H190L191 205H193ZM250 202H249V203H250ZM2 203H4V204L2 205ZM21 203H22V204H21ZM34 203H35V206H34ZM37 203L40 204V205L38 204L39 206L42 205V207H41L42 210H39L40 212L38 211V214H39L40 216H37V215H35V216H37V218H39V217H40V218L43 217V218H45V220H46V221H45V220L43 219L44 222H41V225H40V222H39V223L37 222V223H38L40 226H43V227H44L45 225H48V226H46V227L49 229V231H48L49 235H48V233H46V232H45L44 234H42V233L44 232V231H43L44 229H43L42 227H41V228H42V231H43V232L41 233V231H39L42 235L47 234V235L45 236V238H44V239L46 240V242L44 241V239H37V240H40V242H41V240H43L42 242L46 243V244H44V245L42 244L43 246H41V247L38 246V245H36L37 242H35L34 239L36 240V238H38V237H39V238H40V237L43 238V236H41V235L39 236V235L36 233L38 236L36 235L37 237L33 239L34 236H33L32 233H34V231L30 232V231L33 229V227H32V228L30 227V228H31V230H30V228H28L29 226L27 227V225H26L27 221H28L30 218L33 219V218L35 217V216H34V217H29L30 215H28V214H29L28 212H30L29 210H33V209H31V208H35L36 205H37ZM162 203H164L165 206H164ZM190 203L187 204V206L190 205ZM19 204H20V205H19ZM24 204H25V205H24ZM59 204H60V205H59ZM159 204H160V203H159ZM159 204H158L157 208L162 207V206H160ZM196 204H200V202L198 201ZM202 204H204V203H201L200 206H201ZM246 204H247V203H246ZM12 205H15V206L13 207ZM23 205H24L25 207H24ZM28 205H29V206H28ZM38 205H37V207H38ZM108 205H111L110 202H108ZM116 205H117L118 207H116V208L114 207V208L116 209V210H115V209H113V206H116ZM161 205L164 206V209L162 210V212H163V211H166L167 209H169V203H168V202H166V204H165V202H161ZM183 205H185L184 202H183ZM191 205H190V206H191ZM11 206H12V207H11ZM18 206H19V207H18ZM62 206H63V210H62ZM106 206H107V205H106ZM190 206H188V207H190ZM195 206H196V205L191 206V207L194 208ZM197 206H198V207H197ZM197 206H196V208H197L199 211H201V209H200L201 207H200L199 205H197ZM202 206H203V207L205 206L204 208L207 209L206 204H205V205H202ZM255 206H254V207H255ZM15 207H16V208H15ZM27 207H30V209L28 208L29 210H27ZM37 207H36V210H38ZM58 207H59V208H58ZM102 207H103V208L105 207V208L102 209ZM14 208H15V209H14ZM21 208H22V209H21ZM38 208L40 209V207H38ZM60 208H61V209H60ZM122 208H123V207H122ZM204 208H202V212H204V214H205L207 211H206ZM9 209H11V210H10L11 212L9 211ZM65 209H66V210H65ZM101 209H102V210H101ZM197 209H196V210H197ZM203 209H204V211H203ZM263 209H264V208H263ZM34 210H35V209H34ZM57 210H58V212H57ZM160 210H161V209H160ZM207 210H209V208H208ZM259 210H260V209H259ZM3 211H4V210H3ZM17 211H18V212H17ZM20 211H21V212H20ZM25 211H27V212H25ZM53 211L56 212V213H54V215H52V214H53ZM66 211H67V212H66ZM101 211H105L104 215H103V212L101 213ZM194 211H195V210H194ZM263 211H264V210H263ZM31 212H32V211H31ZM31 212H30V213H31ZM34 212H35V211H33V213H34ZM160 212H161V211H160ZM162 212H161V213H162ZM211 212H212L211 210L208 211V213H207V214H209L208 218L210 217ZM260 212H261V211H260ZM12 213H13V214H12ZM18 213H19V215H18ZM25 213H26V216H28L29 218H25V217H26V216H25ZM27 213H28V214H27ZM57 213H58V214H57ZM68 213H69V214H68ZM119 213H118V214H119ZM128 213H129V212H128ZM197 213H200V212L197 211ZM212 213H213V212H212ZM261 213H263V212H261ZM31 214H32V213H31ZM35 214H37V211H36ZM43 214H44V216H43ZM67 214H68V216H67ZM97 214H98V215H97ZM100 214H101V216H100ZM120 214H121V213H120ZM122 214H121V215H122ZM204 214H202V215H204ZM214 214H215V213H213V214L211 215V218H212V216H213V218L219 216V215L214 216ZM11 215H8V216H11ZM20 215H21V216H20ZM33 215H34V214H33ZM41 215H42V216H41ZM46 215H47V214H46ZM56 215H55V216H56ZM65 215H66V217H65ZM95 215H96V216H95ZM110 215H111V214H110ZM110 215H109V217L112 216V215H111V216H110ZM200 215H201V214H200ZM200 215H199V216H200ZM205 215H206V214H205ZM4 216H5V217H4ZM24 216H25V217H24ZM55 216H54V222H55V219H56ZM58 216H59V215H58ZM58 216H56L57 219H58ZM61 216H60V217H61ZM94 216H95V217H94ZM102 216H104L103 218L105 219V221H104L103 218H101ZM115 216L112 217L113 219H112V218H110V219H111V220H114V217H115ZM117 216H118V218H117ZM159 216H161V215H158L157 217H159ZM206 216H207V215H206ZM2 217H3V219H2ZM52 217H51V218H52ZM120 217H121V216H120ZM130 217H133V214H132V216H130ZM134 217H135V215H134ZM134 217H133V218H134ZM201 217H202V216H201ZM203 217L205 218V216H203ZM203 217H202V218H203ZM23 218L25 219V221L27 220L26 223L23 221L25 224L22 223V222H20V219L22 220ZM35 218H36V217H35ZM37 218H36V220L38 221ZM40 218H39V219H40ZM65 218H66V219H65ZM67 218H69V219H67ZM90 218H91V219H90ZM208 218H207V219H208ZM211 218H209V220H211ZM213 218H212V219H213ZM11 219H10V220H11ZM41 219H42V218H41ZM41 219H40V221H43V220H41ZM49 219H50V218H49ZM52 219H53V218H52ZM57 219H56V221H57ZM71 219H73V220H75V221H73V220H71ZM100 219H101V220H100ZM18 220H19V221H18ZM36 220H35V221H36ZM50 220H51V219H50ZM66 220H67V222H66ZM68 220H69L70 222H69ZM161 220H162L163 223H161V221L159 222L158 219H157V220H151L150 223L148 222L149 225H151V228H149V227H150V226H149L148 229L151 230V229L157 228V227H159L158 225H160V224H161L160 227L162 226V227L165 229V223H164V220H163V219H161ZM29 221H31V220H29ZM29 221H28V222H29ZM48 221H49V220H48ZM117 221H118V220H117ZM133 221H134V222H133ZM153 221H155L156 223L158 222V223H160V224L157 225L156 223H155V224L153 223V224H154V226H153V225L151 224ZM211 221H212V220H211ZM18 222H20V223H18ZM32 222H34V221H32ZM54 222H53V223H54ZM85 222H86V223L89 222V223L86 224ZM131 222H133V223H131ZM30 223H31V222H30ZM37 223L35 222V225H36ZM42 223H43L44 225H42ZM53 223H52V224H53ZM65 223H66L67 225H66ZM130 223H131V224H130ZM136 223H137V224H136ZM18 224H24V226H26L25 229L28 228V229L30 230V231H29V230H27V231L24 230V231L29 232L30 234H32V235H31V238H30V236H29L30 234H29V233L26 234L25 232H22V233H25L26 235H25V234H22V233L19 232V233H20L19 236L22 234L21 237H23V238H21V237L19 238V237L17 236V234H18L17 232L19 231V230H17V229H20V228H21V226L18 227ZM27 224H29V223H27ZM38 224H37V225H38ZM52 224H51V225H52ZM61 224H62V226H61ZM76 224H77V225H76ZM78 224H79V225H78ZM80 224H81L82 226H81ZM114 224H118V225H117L118 227L115 225L117 228H113V225H114ZM132 224H133V225H132ZM33 225H34V223H33ZM35 225H34V226H35ZM37 225L35 226L36 229H37V227H38ZM70 225H71V226H70ZM130 225H131L132 227H131ZM31 226H32V224H31ZM74 226H75V228H76V226H78L79 228H78V227H77V228H78L79 230L76 228V231H75V230L73 231V227H74ZM115 226H114V227H115ZM119 226H120L121 228H120ZM135 226H136V227H135ZM156 226H157V227H156ZM17 227H18V228H17ZM35 227H34L33 230H35ZM46 227H44L45 230H47ZM80 227L82 228V230L85 231L86 234H84V232H83V233H80L82 237H81L80 234H79L78 236L81 237V238H77L78 241H76L75 239H76V236H77V235L75 236V238H73L72 236H74V235H72V234H73V232H74V233H75V232H78V231L81 232L82 230L80 229ZM99 227H100V228H99ZM162 227H161V228H162ZM41 228L39 227L37 230H40ZM65 228H66V229H65ZM129 228H128V229H129ZM135 228H136V229H135ZM137 228H138V229H137ZM163 228H162V229H163ZM12 229H9V230H12ZM22 229H23V227H22ZM117 229H118V230H117ZM2 230H3V228H2ZM2 230H1V231H2ZM77 230H78V231H77ZM80 230H81V231H80ZM16 231H17V232H16ZM20 231H21V229H20ZM9 232L11 233V235H10ZM35 232H36V231H35ZM37 232H38V231H37ZM52 232H51V233H52ZM55 232L58 233V234L56 235ZM70 232H71V233H70ZM79 232H78V233H79ZM15 233H17L16 236H17L18 239H17L16 237H14V236H15ZM54 233H55V235H54ZM61 233H62L66 238H68L69 241H70V240L72 241V239H73V241H74V242L76 241L77 243H76V242L73 243V242L70 241L71 243H70L69 246H68V243H65L66 238H65V240H64V238H63L64 236H63ZM88 233H89V234H92L93 236L97 233L96 236H94V240L96 239L95 237H97V236H99V237H97V239L95 240V242H94V241L92 242V240H91V239H92V238H91L92 235L90 236V235H88ZM134 233H136V236H135V237H136V239H137L138 244L136 243V239L131 238V235H132V237L135 235ZM82 234H84L85 236H83ZM58 235H60L59 239H58ZM61 235H62L63 237H62ZM32 236H33V237H32ZM86 236H87V237L90 236V238H91V239H90L91 242L89 241V239H88ZM138 236H139L140 240H139ZM13 237L15 238V240L23 239V241L20 240L21 243H22V244H21V245H22V248L18 247V249H21V254H22V252L25 253V251L28 250V251L26 252V254L28 253L27 255H23V254H22L23 256L21 255L22 257H20L19 253H16V252H15V250L18 252V249L15 247L14 243H17L18 241L15 242L14 240H12ZM27 237H29V238H27ZM56 237H57V238H56ZM135 237H134V238H135ZM147 237L149 238V239H148L149 241L147 240ZM6 238H7V237H6ZM54 238H56V239L54 240ZM150 238H152V239H150ZM30 239H31V240H30ZM57 239H58V240H57ZM130 239L134 240V242L132 241L134 244H132V242L130 241ZM68 240H67V241H68ZM98 240H99L100 243H97ZM151 240H153L152 244H154V246H155L156 243H157L158 245L156 244V247H154V246L151 244ZM13 241H14V242H13ZM25 241H28V242H25ZM69 241H68V242H69ZM129 241H130L131 243H129ZM29 242H30V244H29ZM40 242H39V243H40ZM42 242H41V243H42ZM102 242H103V243H102ZM154 242H155V243H154ZM250 242H251V240H250L249 242H247V243H249L248 246H249V249L252 250V251L250 250L251 252H253L254 249L259 248V247H257V245H255V242H253V241H252L251 243H250ZM19 243H20V242H18L17 244L19 245ZM23 243H25V246L23 245ZM26 243H27V244H26ZM31 243H32V244H31ZM33 243H34V244H33ZM35 243H36V244H35ZM39 243H38V244H39ZM41 243H40L39 245H41ZM95 243H96V244H95ZM101 243H102V244H101ZM135 243L137 244V249H135L136 251H135L134 253H132V251H133L132 249H134V247L131 249V246L136 245ZM139 243H140V244H139ZM86 244H87V245H86ZM94 244H95V245H94ZM250 244H252V245H250ZM18 245H17V246H18ZM21 245H20V246H21ZM30 245H33V246L30 247ZM34 245H36V248H37V249L35 248ZM49 245H47V246H49ZM54 245H55V246H54ZM66 245H65V248H66ZM129 245H130V247H129ZM165 245H166V244H165ZM165 245L162 244L161 246H165ZM4 246H5V245H4ZM27 246L30 248V250H29V248H28ZM53 246H54V247H53ZM60 246H61V248H60ZM97 246H98V245H97ZM138 246H139V247H140V246L143 247V249H141V250L139 251V250H138ZM24 247H25V249H24ZM32 247L35 248V249H33ZM39 247H40V249H41V251H42V254H41V252L38 251ZM75 247H77V249H76ZM91 247H92V246H91ZM102 247H101V249H103ZM108 247H109V248H108ZM127 247H128V248H127ZM147 247L150 248V250L148 249V250H149V253H148V252H147V253L145 252V251H148V250L146 249ZM152 247H154L153 250H152ZM159 247H160V246H159ZM165 247H166V246H165ZM165 247H164L163 249H165ZM255 247H256V248H255ZM5 248H6V247H5ZM27 248H28V249H27ZM62 248H63V249H62ZM87 248H88V249H87ZM98 248H99V247H97V248H95V249H98ZM126 248H127V249H126ZM129 248H130V250H132V251H130ZM135 248H136V247H135ZM161 248H162V247H161ZM161 248H160V249H161ZM13 249H14V250H13ZM40 249H39V250H40ZM45 249H46V248H45ZM54 249H55V250H54ZM75 249H76V250H75ZM78 249H79V250H78ZM84 249H85V250H84ZM99 249H100V248H99ZM99 249H98V250H99ZM101 249H100V250H101ZM104 249H103V251H104ZM154 249H155V252L152 253V251H154ZM158 249H159V248H158ZM163 249H161V253H163V252H162V251H164ZM259 249H260V248H259ZM263 249H264V248H263ZM22 250H23V251H22ZM24 250H25V251H24ZM34 250H35L38 254H37ZM56 250H58V251H56ZM61 250H62V251H61ZM66 250H67V249H66ZM74 250H75V251H74ZM116 250H117V251H116ZM142 250H143V251L145 250V251L142 253V252H141ZM257 250H258V249H257ZM13 251H14V252H13ZM31 251H32V252H31ZM44 251H45V250H44ZM47 251H48V249H47ZM81 251L78 252L79 255H80V252H81ZM92 251H95V253H97V250H94V249H93V250H91L90 252H92ZM101 251H102V250H101ZM101 251H100V252H101ZM111 251H113V252H111ZM137 251H138L139 253H138ZM250 251H249V252H250ZM19 252H20V251H19ZM82 252H81L82 255H80V257L83 256V257L81 258L82 260L80 259V257H77V255L74 253V254H75V259H74V257H71V258H72V260H76L77 262H76V261H75V262L73 261V263H72V262L70 261L69 264H70V263H72V264L76 263V264H77L78 261H80V263H82V261H83V262L86 261V263L88 262L89 264H90V263H91V264H92V263H93V264H95V263H96V264H106L105 262H107V264H110V263H112L113 261L115 262V260H112V258H111V261H112V262H109L110 259L107 260V261H105V260H104V257H103V256L105 255V252H104V254H103V252L101 253V254H102L101 256H102V258H103L104 261L102 260L101 256H99V255H97V254L95 255V257H96L97 259H96L95 257H93V255H94L93 253H94V252L92 253L93 255L91 254V256H90V253H87V251H86L85 253L87 254V257H86V254H85V256H84V254H83ZM100 252H98V254H99ZM128 252H129V253H128ZM254 252H255V251H254ZM258 252H259V250H258ZM258 252H257V253H256V252H255V253H250V254H252V255L254 254L255 257H257V259H258V257H259V261H261L260 258H261L262 256H263V259H264V251L262 250L261 253H260V252L258 253ZM13 253H14L15 255H14ZM30 253H31V254H30ZM33 253H34V254H33ZM39 253H40V254H39ZM66 253H67V252H66ZM125 253H123V254L125 255ZM141 253H142V254H141ZM150 253H152V254H153L154 256H156L157 258L155 259L154 256H152V257L149 258V254H150ZM154 253H155L156 255H155ZM9 254H11V255L13 254L14 256H11V255L9 256ZM29 254H30V255H29ZM32 254H33V256H32ZM35 254H36L37 256H36ZM49 254H50V253H49ZM49 254H48V255H49ZM70 254H71L70 256L74 255V254H72V252H71ZM107 254H109V253H107ZM110 254H109V255H110ZM115 254H114V255H115ZM127 254H126L125 256H127ZM145 254H146V256H145ZM147 254H148V255H147ZM163 254H164V256L166 257V254H165V253H163ZM42 255H43V256H42ZM44 255H45V257H44ZM59 255H58V257H59ZM67 255L69 256V253L66 254V256H67ZM79 255H78V256H79ZM88 255H89V258H95V259H93L92 262H91L92 259H91V260L89 259V261H90V262H89V261L87 260ZM116 255H115V256H116ZM143 255H144L145 257H144ZM167 255H168V254H167ZM252 255H251L252 260H253L254 262L256 261V262H255L256 264L260 263L259 261H257V259H255V257H252ZM24 256H26V257H24ZM110 256L114 257V259H115V256H113V254L110 255ZM110 256L107 255V257H110ZM150 256H151V255H150ZM168 256H169V255H168ZM39 257H40V258H39ZM41 257H42V258H41ZM64 257H65V258H64ZM84 257H86V258H85V259H86L85 261H84ZM117 257H116V258H117ZM25 258H26V259H25ZM37 258H39V259H37ZM44 258H45V260H44ZM100 258H101V259H100ZM105 258H106V256H105ZM153 258H152V259H153ZM166 258H168V257H166ZM253 258H254V259H253ZM15 259H14V260H15ZM36 259H37V260H36ZM69 259H70V257H69ZM77 259H78V260H77ZM99 259H100V263H97V262H99V261H98ZM118 259H120V258H118ZM118 259H117V260H118ZM123 259H122V261H123ZM146 259H145V261H146ZM152 259H151V260H152ZM163 259H164V257H163ZM168 259H170V258H168ZM263 259H262V260H263ZM1 260H0V261H1ZM14 260H13V261H14ZM17 260H15L14 262H16ZM35 260H36V261H35ZM43 260H44V261H43ZM47 260H48V261H47ZM95 260H97V261H95ZM124 260H125V259H124ZM136 260H137V259H136ZM138 260H139V259H138ZM138 260H137V261H138ZM159 260H162V259H159ZM31 261H32V262H31ZM42 261H43V262H42ZM101 261H102V262H101ZM120 261H121V259H120ZM129 261H128V262H129ZM137 261H136L135 263H133V264H137ZM142 261H143V263H144V260H142ZM142 261L139 260L140 263H142ZM147 261H146L144 264H147ZM166 261H167V260L164 259V262H166ZM170 261H171V260H169V262H170ZM14 262H11V261H10V264H14ZM45 262H47V263H45ZM48 262H49V263H48ZM54 262H55V263H54ZM67 262H68V260H67ZM94 262H95V263H94ZM108 262H109V263H108ZM128 262H127V260H126V261H123L122 264H125V263L127 264ZM139 262H138V263H139ZM167 262H168V261H167ZM167 262H166V263H163V260H162V261H160V264H161V263H162V264H167ZM257 262H258V263H257ZM261 262H262V261H261ZM263 262H264V260H263ZM1 263L3 264V262H0V264H1ZM21 263H20V264H21ZM59 263H57V264H59ZM88 263H87V264H88ZM140 263H139V264H140ZM8 264H9V263H8ZM15 264H17V263H15ZM22 264H23V263H22ZM63 264H65V263H63ZM66 264H68V263H66ZM82 264H84V263H82ZM112 264H116V262H115V263H112ZM118 264H121V262H120V263L118 262ZM128 264H129V263H128ZM154 264H156V263H154ZM169 264H171V263H169ZM260 264H261V263H260Z\"/></svg>", "mask_w": 264, "mask_h": 264}, {"label": "snow or ice", "instance_id": "6c2138e0", "mask_svg": "<svg viewBox=\"0 0 264 264\" xmlns=\"http://www.w3.org/2000/svg\"><path fill=\"white\" fill-rule=\"evenodd\" d=\"M205 9H207L206 5H205ZM237 179L241 180V179H243V177H237ZM262 183H264V181H262ZM249 186H251V185H249ZM261 196H262V198H264V193H261ZM262 227H264V225H262Z\"/></svg>", "mask_w": 264, "mask_h": 264}]
</instances>
